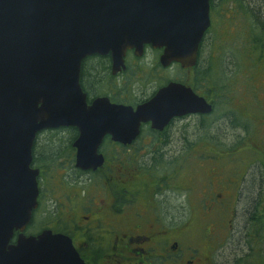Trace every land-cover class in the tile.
<instances>
[{
	"label": "water",
	"instance_id": "water-1",
	"mask_svg": "<svg viewBox=\"0 0 264 264\" xmlns=\"http://www.w3.org/2000/svg\"><path fill=\"white\" fill-rule=\"evenodd\" d=\"M210 26V0H0V264H84L68 236L25 234L38 208L40 132L75 128V167L96 170L107 136L129 144L142 123L164 130L174 118L213 110L180 82L136 110L105 97L88 104L83 61L110 54L117 73L128 50L143 56L149 45L163 50L164 68L190 69Z\"/></svg>",
	"mask_w": 264,
	"mask_h": 264
},
{
	"label": "flooded vegetation",
	"instance_id": "flooded-vegetation-1",
	"mask_svg": "<svg viewBox=\"0 0 264 264\" xmlns=\"http://www.w3.org/2000/svg\"><path fill=\"white\" fill-rule=\"evenodd\" d=\"M215 1L210 0L211 27L201 42L198 61L215 22ZM223 5L218 6H222L218 11L220 14L229 10H233L235 15L242 14L237 3L234 8L226 9ZM162 52L146 46L143 56H136L134 50H129L124 58L125 68L117 73H113L110 54L87 57L80 73L87 103L92 104L97 98L105 97L110 103L131 106L136 110L139 105L150 101L160 88L170 82H180L205 98L212 105V112L174 118L164 130L152 129L151 122L142 123L139 136L129 144H120L107 137L100 146L104 164L96 170L76 168V150L72 146L74 163L70 166L74 168L62 171L59 168L63 166L56 165L55 173L61 176L54 175L52 179L56 183L50 189L48 183L42 182L39 168L38 208L33 212L30 229L25 232L27 236L37 237L45 230L64 234L71 239L84 264H222L217 256L221 242L231 234H236L239 239L249 236L252 222L248 209L254 210L258 203L243 202L240 192H229L230 188L234 189L230 186L232 183L237 187L242 184L236 180L223 181L220 168L208 172L206 189L213 190L215 183L221 189L212 194L211 191L205 192V198L199 203L202 223L196 224V202L190 193L192 172L184 165L194 154L189 130L194 119H201L200 124L203 125V119L215 113L216 105L205 84L200 89L194 82L188 84L178 78L157 82L158 69L153 72L154 79L151 78L148 68L151 70L156 63L160 64ZM149 53L155 54L151 65L148 63ZM174 65L178 64L169 68ZM95 68L101 70V75L91 80L90 72ZM189 70L193 71L194 81L195 67ZM152 79L157 84L153 90H147ZM259 93L264 98V85ZM225 117L231 119L230 116ZM200 156L208 161L224 158L219 152L215 156L205 153ZM70 176L72 178L68 179ZM220 209L229 213L231 218L215 223L216 227L212 229L207 216ZM183 211H187L184 213L187 217L183 216ZM237 214L240 222L234 227ZM16 235L17 232L12 243ZM249 252L241 250V255L236 253L226 264L230 261V264L248 262ZM258 253L253 252L256 254L253 263L264 264V255L262 257Z\"/></svg>",
	"mask_w": 264,
	"mask_h": 264
},
{
	"label": "rangeland",
	"instance_id": "rangeland-1",
	"mask_svg": "<svg viewBox=\"0 0 264 264\" xmlns=\"http://www.w3.org/2000/svg\"><path fill=\"white\" fill-rule=\"evenodd\" d=\"M246 5L250 6V8H254L253 10L257 13L259 21H253L252 27L249 26V30H252L253 35L258 32H260V23L264 21V0H243ZM248 16V15H247ZM246 14H236V15H230L228 18L221 17L220 15L216 16V21L214 22L213 28L210 31V34L208 37L209 39H206V42L204 43L202 47V54H201V63L203 65H207V63H214L215 66L221 68L222 66L224 69L226 68L227 71H233L236 68V75L233 76V79H230V85L233 87V90H235L233 93H231L228 97L225 94L226 98H224V94L222 93L223 98H213L215 101V104L219 106V109L215 111L213 115L210 117H206L203 119V122L205 123L203 125H207V127L202 128L201 126V119L200 120H193L191 121V127L189 130V137L194 142V151H193V157L190 158V161L187 164H184L188 170L192 172V180L193 183L190 187L192 194V197L194 201L196 202L195 205V217H196V224L201 225L202 221L200 216V202L205 198L206 193L211 191V194L214 192L220 191L218 184L215 183L213 190H211L209 187L206 189V182L207 178L209 177V173L211 170L217 171L219 168L221 171H223L222 178L223 181L230 182L232 180L239 181L242 185L239 187L234 186L233 183L230 186H233V190L230 188L228 190L229 192H240V199L241 201H246L248 195H251L254 200L259 196V192L264 186V180L262 178L260 179L257 176L256 171L258 170V158H256V154H254L253 150L249 151L244 148L245 144H248V146H253L257 142V138H260V135H264V98L259 95V91L262 90V86L264 85V70L260 67L257 69H260L257 71L255 65L253 64V61L248 52L250 50L248 45L243 44V31L248 27V21ZM215 20V17H214ZM254 20V19H253ZM235 35V36H234ZM233 39V40H232ZM217 40V45L220 48V58H218L217 63V55L218 52L216 51V46L213 45L214 41ZM219 42V43H218ZM217 54V55H216ZM234 54V55H233ZM219 56V55H218ZM234 56V58H232ZM155 58V54L149 53L148 54V63L153 62V59ZM235 61V62H234ZM242 62H244V66L241 65ZM255 62V61H254ZM220 64V66L218 65ZM234 64V65H233ZM158 81H162L166 79L167 77H172L169 79L178 78L179 80H184V82L188 84L193 83L192 74L193 71L190 70H182L180 67L173 66L172 68H166L164 71L158 68ZM228 74V73H227ZM228 82V81H227ZM226 82V83H227ZM222 83H225V81H222ZM222 83H219V86H221ZM151 87H149L147 90H153V88L156 86L155 80H152L150 82ZM199 85V84H198ZM201 87V84L199 85ZM201 89V88H200ZM247 93V94H245ZM250 94V95H249ZM254 95V96H252ZM256 95V96H255ZM258 95V96H257ZM262 97V98H261ZM260 98V99H259ZM246 99L245 102H243ZM225 105V107H222L221 104ZM227 106V108H226ZM225 112H229L228 115H230L231 119L229 117H225L223 114ZM247 123L248 128L247 130L243 128L239 124ZM259 131V132H258ZM186 133V131H184ZM254 132V133H253ZM53 133H50V131H44L40 133L38 136V144H42L45 142V140H48L51 138ZM69 137V134L66 132L62 133L61 139ZM66 140H60L57 145L58 146H64L66 144ZM254 142V143H253ZM204 143L206 144L204 146ZM211 143L213 144H219L222 146L221 149H227L236 147L237 145L240 146V149H244L238 154L239 159H249L253 161V165L249 168L250 172L248 176H245L243 179L238 178L237 174L239 172L243 171V162L239 159L237 163L232 162L229 160L226 156L222 159L214 158L213 160H206L200 156V154L205 153L208 154V149L211 146ZM253 143V144H252ZM210 144V145H209ZM224 145V146H223ZM207 148V149H206ZM255 148V146H254ZM38 150V148H37ZM39 153V151H38ZM61 155H64L65 152L62 150L61 147ZM72 151L68 153L65 158L62 157L61 160H59L56 165L63 166L60 167L59 170L64 168H70L71 164L73 162ZM181 159V158H180ZM179 159V160H180ZM230 159H235V156H231ZM254 159V160H253ZM62 162V163H61ZM70 170V169H68ZM59 174V173H54ZM215 174V173H214ZM61 176V174H60ZM58 175V177H60ZM73 176V175H72ZM72 176L68 177V179L72 178ZM54 177V176H53ZM53 177H50L47 181L48 188L55 186L56 181L53 182ZM264 179V178H263ZM215 181V180H214ZM217 182V181H215ZM253 184V185H252ZM51 193V192H47ZM226 194L227 191H226ZM46 197H44L43 201L45 204ZM44 207V205H43ZM187 211H183L184 213ZM182 213V212H181ZM180 213V214H181ZM229 213L223 210H215L212 212V214L209 218V222L211 224L212 229L216 227L215 223H218L219 221L223 220H229L231 216H228ZM184 217H187L186 215ZM237 221L234 224V227L239 224L240 217L239 214L236 216ZM253 231V229H252ZM212 232V231H211ZM239 237L236 234H231L227 240H224L221 242L217 256L218 261L222 264H226L227 261L233 259L237 255H241V250H249L251 253L257 254V249L260 248L258 251V255L264 253V240L263 242L258 246L256 245L254 250L250 249V240L248 237H242L239 239L241 240L240 244L238 241ZM242 246V248H241ZM249 252L248 255L251 254ZM254 254V256H256ZM231 263V261H230ZM229 263V264H230ZM240 264V263H238Z\"/></svg>",
	"mask_w": 264,
	"mask_h": 264
},
{
	"label": "trees",
	"instance_id": "trees-1",
	"mask_svg": "<svg viewBox=\"0 0 264 264\" xmlns=\"http://www.w3.org/2000/svg\"><path fill=\"white\" fill-rule=\"evenodd\" d=\"M212 2V1H211ZM215 2H217L215 4V6L213 7V16L215 17V21H216V16L219 14L221 17H229L230 15H235L234 11H225L222 12V14H220L218 11L220 10V8L222 7H218L219 5L224 4L227 8H234V4L237 3L239 5V9L242 12V14H246L247 21L250 20V22L248 21V27L243 31V35H244V39H243V44L244 45H248L250 50L248 52L250 58L253 61V64L255 65L256 69L258 67L262 68L264 70V21L260 23V32H258L257 34L255 33L253 35L252 30H249V26L252 27L251 25H249L250 23L253 24V21H259L260 19L258 18L257 13L250 8V6L246 5L245 2L243 0H216ZM214 4V3H213ZM223 5V6H224ZM241 14V15H242ZM254 19V20H253ZM235 36V35H234ZM233 40V39H232ZM214 41V40H213ZM219 43V42H218ZM214 46H216V51L218 52L217 55V63H218V58H220V48L217 45V40L214 41L213 43ZM202 54V51H201ZM234 55V54H233ZM232 58H234V56H232ZM235 62V61H234ZM157 64V66H156ZM154 68L150 67L149 69V76L151 78L154 79L153 77V72L155 73L156 70L158 68H161V70H165L161 67V65L159 63H156ZM220 66V64H218ZM234 65V64H233ZM244 66V62H242V64ZM222 66V65H221ZM220 66V67H221ZM158 67V68H157ZM260 69H257V71ZM194 85L195 87L198 86V84L200 85H204L205 84V88L207 91L210 92V96L212 98H223L222 97V93L227 95V97L233 93L235 90H233V87L230 85L229 80L233 79V76L236 75V68L233 71L229 72L227 71V69L222 66L221 68L215 66L214 63H207V65H203L201 63V61H198V64L195 67L194 70ZM228 73V74H227ZM147 74V76H148ZM101 75V70L99 69H94L92 72H90V79H98ZM150 78V79H151ZM169 78L172 77H167L166 79L162 80V83H165V81H168ZM152 79V80H153ZM151 80V81H152ZM183 81V80H182ZM222 81H225V83H222ZM228 81V82H227ZM227 82V83H226ZM185 83V82H184ZM219 83H222L221 86H219ZM197 88H201V87H197ZM224 94V96H225ZM226 98V96L224 97ZM216 105V110L219 109V106L217 104ZM222 107H225L224 103L221 104ZM227 108V106H226ZM229 112H225L224 115L225 116H230L228 115ZM205 123V121L203 122ZM202 128L207 127V125H201ZM243 128H245L247 130L248 125L247 123H244L243 125H241ZM50 131V130H49ZM68 133L69 137L65 138V139H61L62 137V133ZM259 132V131H258ZM50 133H53L52 137L49 138L48 140H45V142H43L42 144H38L34 147V150H36V152L34 151V166L38 167L41 169L42 172V182H44L45 184L47 183L48 179L50 177H53L56 172V163L62 159V157L65 158V156L61 155V147L62 150L65 152L64 155H67L68 153H70V151H72V142L73 140L77 137L78 132L76 129L74 128H63V129H58V130H53L50 131ZM254 133V132H253ZM62 140H66V144L64 146H58L57 143L59 141ZM257 142L255 143L253 146H248V144H245L244 148H246V150L252 151L254 152V154H256V158H258L257 162H258V170H257V176L255 177H259L260 179L262 178V180H264V135L261 134L260 138H257ZM254 143V142H253ZM252 143V144H253ZM206 144L204 143V146ZM210 145V144H209ZM212 147H209L208 149V154L207 155H214L217 154L218 152L220 154H222L223 156H226L229 160H231L232 162L237 163V161L241 160L238 157V154L243 151L244 149H240V146L237 145L236 147H232V148H227V149H221L222 146L219 144H213L211 143ZM224 146V145H223ZM255 146V148H254ZM221 147V148H220ZM38 148V150H37ZM207 149V148H206ZM39 151V153H38ZM245 151V150H244ZM231 156H235V159H230ZM239 160H237V159ZM254 160V159H253ZM244 164L243 166V171L240 173V175H238V178L243 179L246 172H248L250 169V167L253 165V161L252 159H243L241 160ZM62 163V162H61ZM71 169H73L74 167L71 166ZM67 168V169H70ZM253 185V184H252ZM259 196L254 200V198H252L251 195H248L246 201L247 203H251L252 202H257L258 205L255 207L254 210L252 209H248L249 215L251 217V222H252V229L253 231H251V233L249 234L248 238L250 240V244L252 243V245L250 246L251 250H254L256 245H260L263 240H264V186L261 189V191L258 194ZM257 233V235H256ZM260 248L257 249V251ZM262 257L264 254H261ZM254 254L251 253L250 255H248V257H246V259H248V262H243L240 264H254L253 261L254 259ZM264 260V259H263Z\"/></svg>",
	"mask_w": 264,
	"mask_h": 264
}]
</instances>
